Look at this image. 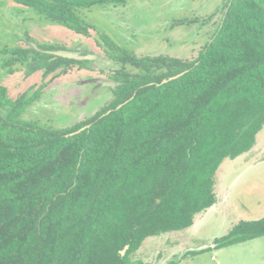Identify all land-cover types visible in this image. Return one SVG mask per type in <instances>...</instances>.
<instances>
[{
	"label": "trees",
	"instance_id": "16d2710c",
	"mask_svg": "<svg viewBox=\"0 0 264 264\" xmlns=\"http://www.w3.org/2000/svg\"><path fill=\"white\" fill-rule=\"evenodd\" d=\"M12 1L90 36L77 9L128 0ZM223 9L193 59L118 56L99 34L105 54L134 69H117L112 102L75 125L21 121L28 91L0 86V264H133L146 238L191 226L216 202L220 164L250 151L264 127V0ZM30 47L45 72L75 62ZM261 236L264 216L240 220L216 247Z\"/></svg>",
	"mask_w": 264,
	"mask_h": 264
},
{
	"label": "rangeland",
	"instance_id": "374dc122",
	"mask_svg": "<svg viewBox=\"0 0 264 264\" xmlns=\"http://www.w3.org/2000/svg\"><path fill=\"white\" fill-rule=\"evenodd\" d=\"M227 3L228 0H128L117 6L79 8V21L94 28L90 36H84L39 16L32 8L0 0V86L7 89L10 97L28 91L19 109L21 121L33 120L52 128L75 125L114 98L112 88L95 79L117 84L114 71L134 69L127 58H109L99 34L112 41L109 50L118 56L193 59L212 37ZM33 45L38 52L77 51L95 58L83 63L66 62L45 72L43 66L34 68L42 65L46 56L30 50ZM19 48L28 50L25 58L17 53ZM54 58L57 57L51 59ZM214 191L216 203L197 214L191 227L146 238L130 255L132 263L172 264L174 259L161 261L156 254H178L180 261L174 264H264V236L216 247V239L227 235L240 220L264 216V127L250 151L223 160L215 174ZM201 246L208 249L191 252Z\"/></svg>",
	"mask_w": 264,
	"mask_h": 264
},
{
	"label": "water",
	"instance_id": "95a60500",
	"mask_svg": "<svg viewBox=\"0 0 264 264\" xmlns=\"http://www.w3.org/2000/svg\"><path fill=\"white\" fill-rule=\"evenodd\" d=\"M33 48H36V46L33 45ZM39 51L40 52L47 53V54H51V55H53V57H62V58L72 59V60H77V61H81V60H92V59L95 58L94 55H91V54H89V55H87V54H81V53H79L77 51H62V50H60V51H54V50H46V49H42V50L39 49ZM182 74L183 73H181L179 75H176V76H174L172 78H169L168 80L175 79V78L179 77ZM95 81L98 82V83H100V84H102V85H104V86L111 87L112 89H114L116 87V85L119 83V82H117V84H116V83L111 82V81H104V80H101V78H100V80H96L95 79ZM84 129H85V127H82L79 130H77V132H80V131H82ZM127 249H128V245H125L124 248H123V250H121V254L124 255Z\"/></svg>",
	"mask_w": 264,
	"mask_h": 264
},
{
	"label": "crops",
	"instance_id": "0c3cea01",
	"mask_svg": "<svg viewBox=\"0 0 264 264\" xmlns=\"http://www.w3.org/2000/svg\"><path fill=\"white\" fill-rule=\"evenodd\" d=\"M157 236H159V235H157ZM247 242H250V241H247ZM246 242V243H247ZM190 248H193V247H188V249H190ZM205 248H208V247H204V246H201V247H199L197 250H202V249H205ZM186 250V249H185ZM184 254H181V256H183ZM156 256L157 257H159V256H161L160 257V259L162 258V260L161 261H163V260H165V259H167L168 257H172V258H174V262H179L180 261V257H178V254H165V255H161V254H156ZM160 259H157L156 258V260H160ZM173 262V263H174ZM158 263H159V261H158ZM163 264H165L164 262H163Z\"/></svg>",
	"mask_w": 264,
	"mask_h": 264
},
{
	"label": "flooded vegetation",
	"instance_id": "af4514ba",
	"mask_svg": "<svg viewBox=\"0 0 264 264\" xmlns=\"http://www.w3.org/2000/svg\"><path fill=\"white\" fill-rule=\"evenodd\" d=\"M46 50H47V49H46ZM43 53H44V52H43ZM76 61H77V60H76ZM81 61L83 62L84 60H81ZM81 61H80V62H81ZM63 63H64V62H61V65H62ZM72 63H74V62H72ZM114 72H115V71H114ZM114 72H113V74H112L113 76H114ZM253 147H254V146H253ZM215 203H216V202H215ZM215 203H214V204H215ZM214 204H213V205H214ZM213 205H212V206H213ZM212 206H210V207H212ZM210 207H209V208H210ZM207 209H208V208H207ZM207 209H206V210H207ZM204 211H205V210H203V211H201V212H204ZM201 212H199V213H201ZM199 213H197V214H199ZM197 214H196V215H197ZM196 215H195V216H196ZM195 216H194V217H195ZM193 223H194V219H193ZM193 223H192V224H193ZM189 227H191V226H189ZM189 227H187V228H189ZM185 229H186V228H185ZM181 230H182V229H181ZM176 231H178V230H176ZM177 243H178V242H177ZM177 243H176V244H177ZM216 243H218V242H216ZM139 248H140V247H139ZM183 249H184L183 251H185L186 248H183ZM205 249H206V248H205ZM205 249H202V250H193V251H195V252L198 251L197 253H200V252H202V251L205 250ZM193 251H191V252H193ZM142 256H143L144 258L147 257L146 254H145V255L142 254ZM184 257H186V254H184V255L182 256V258H184ZM173 259H174V258H172V257H168V258H167L168 261H171V260L173 261ZM156 263H158V261H157ZM174 263H175V262H174ZM174 263L172 262V264H174Z\"/></svg>",
	"mask_w": 264,
	"mask_h": 264
}]
</instances>
